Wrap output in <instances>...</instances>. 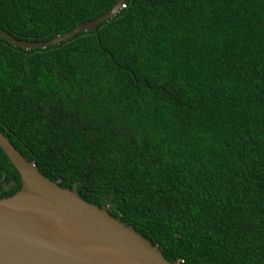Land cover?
Returning <instances> with one entry per match:
<instances>
[{
  "label": "trees",
  "instance_id": "obj_1",
  "mask_svg": "<svg viewBox=\"0 0 264 264\" xmlns=\"http://www.w3.org/2000/svg\"><path fill=\"white\" fill-rule=\"evenodd\" d=\"M117 1L0 0V28L45 41ZM122 3L96 34L0 37V132L166 260L264 264V0Z\"/></svg>",
  "mask_w": 264,
  "mask_h": 264
},
{
  "label": "water",
  "instance_id": "obj_2",
  "mask_svg": "<svg viewBox=\"0 0 264 264\" xmlns=\"http://www.w3.org/2000/svg\"><path fill=\"white\" fill-rule=\"evenodd\" d=\"M123 0L101 15L45 41L19 40L0 28V37L24 48H45L78 31L93 30L114 15ZM0 148L19 174L20 187L0 198V264H179L104 206L82 200L41 175L0 132Z\"/></svg>",
  "mask_w": 264,
  "mask_h": 264
},
{
  "label": "built area",
  "instance_id": "obj_3",
  "mask_svg": "<svg viewBox=\"0 0 264 264\" xmlns=\"http://www.w3.org/2000/svg\"><path fill=\"white\" fill-rule=\"evenodd\" d=\"M123 6H124L123 3H121L120 6H119V8H120V7H123Z\"/></svg>",
  "mask_w": 264,
  "mask_h": 264
}]
</instances>
